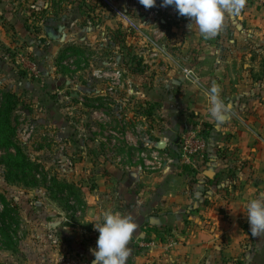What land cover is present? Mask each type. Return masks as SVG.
<instances>
[{"label":"crops","instance_id":"obj_1","mask_svg":"<svg viewBox=\"0 0 264 264\" xmlns=\"http://www.w3.org/2000/svg\"><path fill=\"white\" fill-rule=\"evenodd\" d=\"M116 2L114 0L113 4ZM157 4L168 20L160 18V25L154 27L153 33L157 31L164 37L167 47L158 51L165 55V70L173 72L163 80L183 86L175 90L174 95L165 92L166 100L175 103V116L178 120L183 118L181 123L173 121L168 128L176 129L177 133L186 127L201 128L207 141L205 161L196 168L177 165L169 173L125 171L115 163L113 152L107 153L111 142L123 144L124 140L109 137L110 127H94L96 131L91 132L90 125L84 123L90 124L92 117L85 113L86 107L79 104L82 108L78 115L80 123L72 126L73 113L69 111L66 127L48 129L47 134L58 139L66 136L61 143L66 147V183L77 186L83 210L77 216L52 202L46 193L34 191L41 197L40 204L36 202L32 207L36 216L28 224L30 241L29 238H25V242L18 241L14 250L0 246V264H56L57 251L63 250L65 245L56 228L65 224L62 217L52 216L51 212L63 211L66 212V253L79 255L92 264L91 250L96 246L99 233L89 222L102 217L105 210L131 214L136 220L137 229L129 242L127 264H264V235H251L246 216L247 201L264 198V96L254 93L260 81L252 80L248 73L256 71V58L262 50L261 41L264 42V14L259 10L264 7L246 3L239 15L226 13L217 36L206 40L195 25L190 31L191 21L178 15L174 6ZM148 14L140 17L143 24L148 21L150 25L152 14ZM127 20L133 25L132 20ZM168 21L171 25L174 23L173 31H178L174 46L169 45L174 35L167 26ZM118 22L115 29L112 27V35L120 32L128 42V30L120 26L121 19ZM88 35L86 30L82 38L85 43ZM48 68V78L53 80L58 73L51 72V63ZM132 69L126 65L118 84L110 83L108 96L118 103L125 102L122 114L126 115L125 118L119 115L122 127L111 128L121 137L126 133L127 139L141 146L150 140L137 142L129 129L130 106L139 89H135ZM184 71H190L191 75ZM47 82L55 88L52 81ZM66 82L70 85L71 81L67 78ZM214 82L221 89V98L232 106L231 117L222 126H217L208 116V89ZM77 84L91 92L88 88L91 83L88 87ZM94 84L98 93L88 96L102 99L105 96L102 84L97 81ZM27 85L11 67L0 74V91L18 95ZM141 88L145 96L147 90L144 86ZM79 94L71 91L68 95L81 100L82 91ZM247 94L248 98H242ZM48 106L49 110L39 112L40 116L46 119L58 116L55 108ZM180 106L186 114L182 117L178 114ZM41 148L38 146L36 151ZM92 151L93 154L98 152L95 157ZM50 219H61V222L50 229Z\"/></svg>","mask_w":264,"mask_h":264},{"label":"rangeland","instance_id":"obj_2","mask_svg":"<svg viewBox=\"0 0 264 264\" xmlns=\"http://www.w3.org/2000/svg\"><path fill=\"white\" fill-rule=\"evenodd\" d=\"M102 1L106 4L105 9H96L91 14H86V7L82 6L81 0H0V74L3 69L11 67L18 73V77H22L29 84L27 89H22L18 94L19 103L12 112L10 121L16 130L15 143L32 163V171L26 175L25 180L28 181L33 175L37 181L35 187L24 186L21 182L5 181V168L1 161L14 152L11 148L0 147V192L6 196L12 206L16 207L15 211L19 216V227L13 236L14 240L23 242L25 238H29L30 241L31 229L28 224L35 220L36 216L32 213V207H35L36 202L40 204L41 197L34 191L39 190L48 195L45 187L51 186V179L66 183V147L61 144L66 140L64 139L66 136L58 139L47 134V130L66 127V116L69 111L73 113L72 126L80 123L78 115L82 108L79 104L86 107L85 113L92 117L90 124L84 123L86 126L119 128L124 125L118 121L119 115H122V118L126 116L122 114V110H125V102L118 103L108 96L110 79L102 76L103 73L110 72L111 69L125 71V66L128 64L129 68H133L130 72L135 79V89L137 90L138 87L139 89L135 91L133 105L130 106L129 113L132 114V118H129V129H132L137 142L143 143L146 139L152 142L155 138L158 141H165L166 150L171 151L181 133H177L176 129L172 131L168 128L169 125H173V121L181 123L183 118L178 120L175 116V103L166 100L165 92L174 95V91L183 86L178 82H164L166 75L173 72L163 67L166 61L164 54L152 55L156 50L167 47L164 37L157 32L153 33L154 27L160 25L159 19L166 18V13H162L157 4L161 0H156L151 8H145L139 0H117L116 4H113L114 0ZM94 2L95 0H89V3ZM131 5L135 8L133 9ZM259 10L264 14V8ZM148 13L152 14L149 18L150 25L148 21L144 24L140 21V17L148 16ZM127 18L132 20L133 25ZM119 19L123 21L120 26L128 30V42L125 43H116L110 38L113 34L112 27L115 29L118 26ZM146 24L148 27L145 26ZM44 25L55 28L62 26L60 38L50 40L42 30ZM167 26L172 32L171 35H174L170 37L173 42L171 41L169 45L174 46L175 34L178 31H173L174 23L171 25L168 21ZM86 30L89 31V35L85 43L82 38ZM66 38L72 41L66 42L68 41ZM67 43H72L81 51L80 54H75L76 69L74 70L63 63L66 59L58 61ZM261 43L262 50L256 58V71L248 73L252 80L260 81H257L258 86L255 87L254 93L264 96V42ZM52 55L54 57H51ZM20 57L27 59L26 63L35 62L40 71L38 78L33 77L23 66ZM138 57L141 59L139 63L136 61ZM49 63L53 66L51 72L58 73L53 80L48 78ZM67 78L71 81L70 85L66 82ZM47 81H52L55 88H51ZM95 81L102 84V92L105 93L102 99L93 95L88 96L89 93H98L95 89ZM77 83H83L87 85L86 87L91 83L92 85L88 87L91 92L86 91L85 88L81 89ZM142 86L147 90L145 96L142 93ZM248 86H250L249 82L246 88ZM230 89H233L232 85ZM71 91H75L78 96L82 91L81 100L69 97ZM162 96L164 99H161ZM248 96V94L242 95V98ZM50 104L51 108H55L58 116L54 118L50 114L52 118H42L39 112H44V109L49 110ZM69 106H72L70 110ZM179 111L181 117L186 115L182 106ZM38 146L42 148L37 152ZM96 153L98 152L93 154L92 151L93 157ZM51 213L52 216L62 217L65 224H60L56 229L65 244L64 249L57 253L66 254V212ZM7 219L3 213H0V221L5 222ZM52 247H56V244Z\"/></svg>","mask_w":264,"mask_h":264},{"label":"clouds","instance_id":"obj_3","mask_svg":"<svg viewBox=\"0 0 264 264\" xmlns=\"http://www.w3.org/2000/svg\"><path fill=\"white\" fill-rule=\"evenodd\" d=\"M145 8H151L156 0H139ZM246 0H161V6H174L178 15L187 17L204 39H213L222 28L225 14L239 15ZM221 89L215 82L208 89V116L217 126L225 125L232 114V106L221 98ZM246 216L252 236L264 235V198L247 201ZM99 234L92 249V264H127L130 255L129 242L137 229L133 215H121L105 210L102 217L90 221Z\"/></svg>","mask_w":264,"mask_h":264},{"label":"trees","instance_id":"obj_4","mask_svg":"<svg viewBox=\"0 0 264 264\" xmlns=\"http://www.w3.org/2000/svg\"><path fill=\"white\" fill-rule=\"evenodd\" d=\"M161 1H159L160 3ZM82 6L84 5L85 13L91 14L96 9H105L106 4L102 0H95L94 3H89V0H81ZM103 12V11H102ZM102 16V15H98ZM46 38V37H45ZM112 40L115 42L125 43V36L120 32L112 35ZM80 50L74 45H67L60 53L58 61L61 62L68 57H74L75 54H80ZM140 57L136 59L137 63L140 62ZM19 103L18 95L11 91H0V147L11 148L14 154H9L8 157L2 159L1 163L4 165L5 174L4 179L7 182H21L24 186H37V181L34 176L26 181V175L32 171V163L27 156L23 153L20 146L15 143L14 137L16 135L15 127L11 125V114L16 105ZM155 144L158 139L153 138ZM174 147L171 149L173 150ZM163 150H166L164 148ZM48 197L54 200L60 207L75 213L83 206L80 199V194L75 185L69 183L58 182L51 179V186H46ZM16 207L12 206L6 199V196L0 192V213L8 219L3 222L0 221V246L7 249L14 250L18 241L14 240L13 236L19 227V216L16 213ZM9 220V221H8Z\"/></svg>","mask_w":264,"mask_h":264},{"label":"built area","instance_id":"obj_5","mask_svg":"<svg viewBox=\"0 0 264 264\" xmlns=\"http://www.w3.org/2000/svg\"><path fill=\"white\" fill-rule=\"evenodd\" d=\"M246 3L264 7V0H246ZM158 53L161 52L156 50L152 55H157ZM19 60L33 77L38 78L40 76V71L34 61L26 63L28 60L24 57H20ZM63 63L71 70L76 69L74 57H68ZM184 72L186 75H191L190 71ZM102 76L108 77L111 85L115 86L122 79V72L111 69L110 72H105ZM94 127L90 125L91 132L96 131ZM108 135L111 138H119V141L124 140L123 144L111 142L110 146H108L110 149L107 153L113 152V156L116 159L115 163L125 171L134 169L139 173H169L177 165L196 168L198 164L205 161L207 155V141L202 129L199 127H186L183 129L176 141L175 148L171 151L158 149L153 142L138 146L126 138V133L124 137H121L112 128H110ZM117 149H120L118 153H116ZM69 164L67 163V165ZM82 210L83 206L74 214L79 216ZM52 243H55V241H52ZM56 264H89V262L79 255L62 253L57 256Z\"/></svg>","mask_w":264,"mask_h":264},{"label":"water","instance_id":"obj_6","mask_svg":"<svg viewBox=\"0 0 264 264\" xmlns=\"http://www.w3.org/2000/svg\"><path fill=\"white\" fill-rule=\"evenodd\" d=\"M62 26H58L57 28L50 26V25H44L42 26V30L44 32V34L50 39V40H57L60 38V32L62 30ZM156 147L158 149H164L166 146V142L165 141H157L155 143ZM61 222V219H50L48 221V227L50 229H53L54 227H56L59 223Z\"/></svg>","mask_w":264,"mask_h":264}]
</instances>
